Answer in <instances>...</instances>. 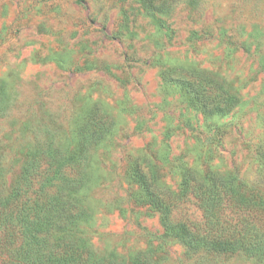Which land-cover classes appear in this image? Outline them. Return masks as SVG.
Returning <instances> with one entry per match:
<instances>
[{
  "label": "rangeland",
  "instance_id": "1",
  "mask_svg": "<svg viewBox=\"0 0 264 264\" xmlns=\"http://www.w3.org/2000/svg\"><path fill=\"white\" fill-rule=\"evenodd\" d=\"M182 66L205 70L239 96L206 115L179 83ZM197 74V73H196ZM195 74V75H196ZM0 190L25 150H71L75 129L103 114L109 129L88 151L92 252L154 264H264L245 253L190 249L164 233L130 175L141 157L177 190L185 167L231 174L264 197V0H0ZM173 215L201 223L192 198Z\"/></svg>",
  "mask_w": 264,
  "mask_h": 264
},
{
  "label": "trees",
  "instance_id": "2",
  "mask_svg": "<svg viewBox=\"0 0 264 264\" xmlns=\"http://www.w3.org/2000/svg\"><path fill=\"white\" fill-rule=\"evenodd\" d=\"M176 69L181 73L170 79L185 87L204 114L223 116L239 102L237 92L212 73ZM6 95L0 81V106ZM103 114L85 117L74 131L71 150L54 144L25 150L11 188L0 190V264H154L145 250L130 262L113 252L97 256L83 236V227L92 219L82 196L91 183L88 151L109 129ZM259 154L264 164V144ZM130 175L143 200L157 209L166 235L190 249L241 252L264 260V197L244 188L235 176L185 167L173 190L145 157L132 165ZM189 197L201 210L199 225L173 215L177 204Z\"/></svg>",
  "mask_w": 264,
  "mask_h": 264
}]
</instances>
